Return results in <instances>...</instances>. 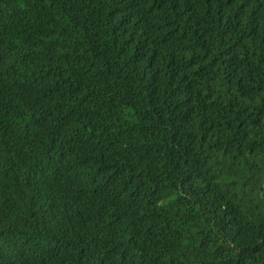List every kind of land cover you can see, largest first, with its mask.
Wrapping results in <instances>:
<instances>
[{
  "label": "trees",
  "instance_id": "16d2710c",
  "mask_svg": "<svg viewBox=\"0 0 264 264\" xmlns=\"http://www.w3.org/2000/svg\"><path fill=\"white\" fill-rule=\"evenodd\" d=\"M0 264H264V0H0Z\"/></svg>",
  "mask_w": 264,
  "mask_h": 264
}]
</instances>
